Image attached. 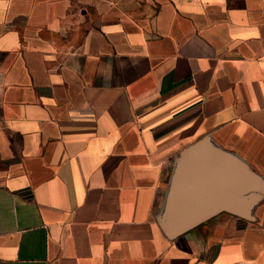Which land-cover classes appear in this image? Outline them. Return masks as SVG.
Segmentation results:
<instances>
[{"label": "crops", "instance_id": "1", "mask_svg": "<svg viewBox=\"0 0 264 264\" xmlns=\"http://www.w3.org/2000/svg\"><path fill=\"white\" fill-rule=\"evenodd\" d=\"M0 264H264V0H0Z\"/></svg>", "mask_w": 264, "mask_h": 264}, {"label": "water", "instance_id": "2", "mask_svg": "<svg viewBox=\"0 0 264 264\" xmlns=\"http://www.w3.org/2000/svg\"><path fill=\"white\" fill-rule=\"evenodd\" d=\"M217 183V168L193 156L185 161L178 178L173 201V218L168 237L175 239L195 229L219 212L218 205L204 206V193Z\"/></svg>", "mask_w": 264, "mask_h": 264}]
</instances>
